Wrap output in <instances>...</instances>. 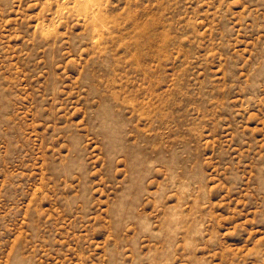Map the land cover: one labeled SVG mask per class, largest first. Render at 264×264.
<instances>
[{
    "label": "rangeland",
    "instance_id": "1",
    "mask_svg": "<svg viewBox=\"0 0 264 264\" xmlns=\"http://www.w3.org/2000/svg\"><path fill=\"white\" fill-rule=\"evenodd\" d=\"M0 264H264V0H0Z\"/></svg>",
    "mask_w": 264,
    "mask_h": 264
}]
</instances>
